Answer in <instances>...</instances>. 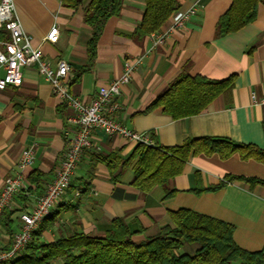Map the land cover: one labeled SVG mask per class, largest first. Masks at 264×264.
Wrapping results in <instances>:
<instances>
[{
    "label": "crops",
    "instance_id": "crops-1",
    "mask_svg": "<svg viewBox=\"0 0 264 264\" xmlns=\"http://www.w3.org/2000/svg\"><path fill=\"white\" fill-rule=\"evenodd\" d=\"M83 6L74 9L63 0H13L15 13L34 47L41 48L53 63L66 59L72 66L70 90L89 102L99 87L119 77L126 59L141 63L117 98L116 118L153 142L180 145L187 136L225 137L264 147V3L256 18L235 32L218 36L216 24L232 0H179L177 11L195 12L182 27L173 28L171 17L161 31L164 43L154 44L153 34H134L140 24L144 0H124L120 15L111 17L100 37L94 59L87 44L91 26ZM58 27L55 40L46 38ZM3 73L0 70V74ZM180 74L211 79L234 76L232 87L218 95L201 113L174 119L162 108L149 105ZM72 110L53 92L51 83L36 66L23 69L20 85L0 89V190L8 176L16 174L23 150H35L34 164L27 169V186L15 195L0 218V247L9 245L19 230L20 214L30 210L60 165L73 126ZM95 146L82 155L67 191L49 213L54 222L39 234L42 240L83 232L102 236L114 218H123L132 229L145 228L136 239L159 232L169 211L190 208L235 226L234 239L251 251L264 249V185L234 180L221 189L197 193L196 187L218 184L226 175L264 178V162L242 159L239 154L191 155L184 171L169 183L176 192L165 197V187L145 193L133 184L131 167L112 178L108 160L128 157L137 143L120 134L97 130ZM39 177L38 185L29 179ZM31 177V178H32ZM51 216V217H50ZM12 226L13 234L8 231ZM38 229V228H37Z\"/></svg>",
    "mask_w": 264,
    "mask_h": 264
},
{
    "label": "trees",
    "instance_id": "trees-1",
    "mask_svg": "<svg viewBox=\"0 0 264 264\" xmlns=\"http://www.w3.org/2000/svg\"><path fill=\"white\" fill-rule=\"evenodd\" d=\"M123 1L90 0L83 8L84 20L93 31L87 44L91 60L94 59L107 21L120 15ZM144 1L143 18L134 31L139 37L161 31L179 7V0ZM63 2L78 9L83 6L84 0ZM261 3L264 0H232L230 7L217 21V35H227L252 22ZM9 37L8 31L0 28V41L8 40ZM233 83L234 76L218 80L202 75L180 74L149 105L148 110L162 108L174 119L195 115L204 111ZM199 153L217 154L223 159L239 154L242 159L253 158L264 162V147L225 137L189 135L180 145L137 143L128 157L112 155L108 165L113 179H118L124 170L131 167L134 172L132 184L137 189L148 193L156 186H164L167 198L176 192V189L169 187L172 178L184 171L191 155ZM40 175L34 178L30 174L29 179L37 186ZM234 180L264 185V178L228 174L216 185L207 188L198 186L193 190L197 193L218 190ZM47 217L33 231L32 240L19 256L2 264H264V249L251 251L241 247L234 239L233 224L190 208L169 211L170 222L156 234L143 239H136V235L143 233L144 227L132 229L123 218L117 217L102 236L75 232L50 241L42 240L39 234L54 222V216ZM7 229L12 235L10 224ZM192 244L197 246H189Z\"/></svg>",
    "mask_w": 264,
    "mask_h": 264
},
{
    "label": "built area",
    "instance_id": "built-area-1",
    "mask_svg": "<svg viewBox=\"0 0 264 264\" xmlns=\"http://www.w3.org/2000/svg\"><path fill=\"white\" fill-rule=\"evenodd\" d=\"M194 12V8L187 12L176 10L171 15L172 27H182ZM0 28H5L10 36L8 40L0 41V70L3 71L0 74V89L8 85H20L23 80V69L36 66L51 83L56 96L71 108L72 114L68 121L73 126L55 177L46 184L44 192L36 198L32 209L21 212L19 230L13 234L9 245L0 247L2 264L19 256L32 240L33 231L67 191L82 155L95 146L94 134L97 130L110 135L117 133L136 143L154 142L149 133L135 131L116 118V111L121 107L117 100L121 87L131 82L133 73L141 63L140 58L126 59L122 74L101 85L93 99L85 102L70 90L71 64L64 58L53 63L41 48L32 45L30 36L25 32L15 13L13 0L0 2ZM58 30V27L54 26L46 38L55 40ZM167 35V31L153 33L154 44L164 43ZM35 159L34 148L24 149L18 164L20 170L5 180L0 190V218L3 211L11 205L15 195L26 188L27 169L34 164Z\"/></svg>",
    "mask_w": 264,
    "mask_h": 264
},
{
    "label": "rangeland",
    "instance_id": "rangeland-1",
    "mask_svg": "<svg viewBox=\"0 0 264 264\" xmlns=\"http://www.w3.org/2000/svg\"><path fill=\"white\" fill-rule=\"evenodd\" d=\"M189 246H197V244H192V245H189ZM190 252H193V250H192V251H190Z\"/></svg>",
    "mask_w": 264,
    "mask_h": 264
}]
</instances>
